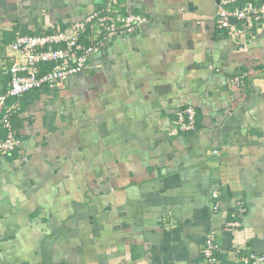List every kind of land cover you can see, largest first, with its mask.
Returning <instances> with one entry per match:
<instances>
[{"label":"crops","instance_id":"obj_1","mask_svg":"<svg viewBox=\"0 0 264 264\" xmlns=\"http://www.w3.org/2000/svg\"><path fill=\"white\" fill-rule=\"evenodd\" d=\"M220 1L0 0V94L16 32L147 18L67 81L0 105V139L13 103L20 139L0 154V264H202L212 231L218 264L264 253V25L232 39ZM188 106L196 129L174 131Z\"/></svg>","mask_w":264,"mask_h":264},{"label":"built area","instance_id":"obj_2","mask_svg":"<svg viewBox=\"0 0 264 264\" xmlns=\"http://www.w3.org/2000/svg\"><path fill=\"white\" fill-rule=\"evenodd\" d=\"M236 0H221L217 7L218 27L225 29L228 36L236 41L241 35H254L264 25V1L246 3L243 7L227 8L228 3ZM232 18L236 21L233 22ZM147 18L134 12L123 14L107 11H93L71 25L53 31L38 34L16 32L9 44L16 58L10 64L8 73L9 86L5 93L0 94V105L10 97L19 98L33 90L43 87H54L57 82L67 81L71 76L89 66L90 58L106 49L112 40L120 34L135 33ZM231 84L242 85L243 74H236L229 79ZM19 110L17 103L6 105L1 116V124L5 136L0 139V154L7 155L20 146V139L13 130L12 116ZM174 131H193L196 129V110L188 106L177 112ZM217 152L218 150H213ZM214 197L217 194L214 193ZM217 209V205L214 206ZM245 208L241 202L234 212L238 216ZM238 225L237 220L227 223L230 230ZM220 244L216 232L206 237L202 248V264H218ZM245 264H264V253H250L241 259Z\"/></svg>","mask_w":264,"mask_h":264},{"label":"trees","instance_id":"obj_3","mask_svg":"<svg viewBox=\"0 0 264 264\" xmlns=\"http://www.w3.org/2000/svg\"><path fill=\"white\" fill-rule=\"evenodd\" d=\"M66 26H58V27H56L55 29H53V30H57V29H63V28H65ZM53 30H50V31H53ZM50 31H48V32H50Z\"/></svg>","mask_w":264,"mask_h":264},{"label":"water","instance_id":"obj_4","mask_svg":"<svg viewBox=\"0 0 264 264\" xmlns=\"http://www.w3.org/2000/svg\"><path fill=\"white\" fill-rule=\"evenodd\" d=\"M232 21L234 22V21H235V19H234V18H232Z\"/></svg>","mask_w":264,"mask_h":264}]
</instances>
